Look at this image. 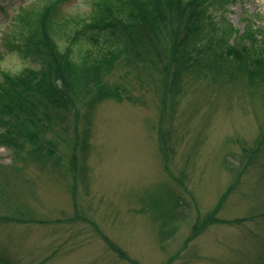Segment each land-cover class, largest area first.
Listing matches in <instances>:
<instances>
[{
    "label": "rangeland",
    "instance_id": "rangeland-1",
    "mask_svg": "<svg viewBox=\"0 0 264 264\" xmlns=\"http://www.w3.org/2000/svg\"><path fill=\"white\" fill-rule=\"evenodd\" d=\"M98 1L0 0V80L4 72L42 63L14 48L24 13L54 4L58 24L90 20ZM223 6L212 7L220 25L242 33L248 19L264 23V0ZM55 29L69 45L60 40V25ZM81 29L72 23L65 30L70 38ZM80 41L71 45L77 61ZM201 75H184L164 106L158 72L147 68L138 76L120 59L104 77L124 99L96 105L87 157L78 150L87 179L73 173V108L49 105L56 107V132L39 133L41 150L32 151L27 136L21 148L0 146V216L6 217L0 264H264V87L254 94L247 85ZM245 147L256 151L245 154ZM210 212L215 218L208 224Z\"/></svg>",
    "mask_w": 264,
    "mask_h": 264
},
{
    "label": "trees",
    "instance_id": "trees-1",
    "mask_svg": "<svg viewBox=\"0 0 264 264\" xmlns=\"http://www.w3.org/2000/svg\"><path fill=\"white\" fill-rule=\"evenodd\" d=\"M228 1L99 0L90 20L80 18L59 24L54 20V4L24 13L25 30L20 32V43L14 48L31 55L35 62L41 59L42 63L37 67L27 66L18 74L4 72L0 80V146L21 148L24 141L20 138L27 136L34 144L32 151L41 150L39 133L56 132L51 110L56 107L49 105L73 108L77 124L73 173L87 179L86 160L77 165L78 150L82 148L83 158L87 157L91 137L89 117L96 105L111 97L124 99L122 89L111 86L104 77L120 59L134 67L138 76L147 68L158 72L164 87V106L168 92L174 94L183 76L190 73L214 75L221 81L229 79L247 85L255 94L264 87V23L248 19L242 33L231 23L220 25L212 7L221 2L225 8L223 4ZM72 23L82 25L83 29L69 38L65 29ZM57 25L62 32L60 40L70 43L65 47L56 36ZM235 33L237 36H233ZM79 41L83 51L81 61L75 59L76 50L71 46ZM151 75L154 77V72ZM83 112L86 121L81 131ZM31 125L36 129L30 131ZM159 130L161 134L164 132L162 127ZM53 144L50 140L49 145ZM250 151L256 148H244L245 154ZM167 169L175 179L168 165ZM233 189L231 185L226 190L215 210ZM214 218V212H210L204 222L209 224ZM108 243L119 256L131 260L114 241L108 239Z\"/></svg>",
    "mask_w": 264,
    "mask_h": 264
}]
</instances>
